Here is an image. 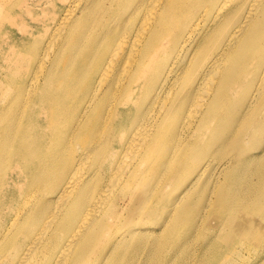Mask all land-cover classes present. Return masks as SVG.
Returning <instances> with one entry per match:
<instances>
[{"label":"bare ground","instance_id":"bare-ground-1","mask_svg":"<svg viewBox=\"0 0 264 264\" xmlns=\"http://www.w3.org/2000/svg\"><path fill=\"white\" fill-rule=\"evenodd\" d=\"M179 1L138 0L145 10L133 32H108L96 44L87 39L96 1L70 0L55 31L60 54L71 44L97 51L65 71L47 51L31 90L0 89V185L6 177L20 182L22 163L31 172L36 166L31 193L0 213L8 223L0 264H137L182 227L200 231L210 217L221 223L224 243L263 239L253 221L264 195L239 173L264 144V0L190 5L182 20L192 24L162 82L135 99L145 70L167 48ZM210 14L201 44L217 29L224 41L190 82L174 69ZM237 146L253 153L239 159ZM44 181L56 189L37 198L34 187ZM202 195H209L203 205ZM231 258L225 253L220 262Z\"/></svg>","mask_w":264,"mask_h":264},{"label":"rangeland","instance_id":"rangeland-1","mask_svg":"<svg viewBox=\"0 0 264 264\" xmlns=\"http://www.w3.org/2000/svg\"><path fill=\"white\" fill-rule=\"evenodd\" d=\"M68 1L70 0H0V89L4 85H9L13 88H21L23 93L31 90L38 62L47 51H49L48 55L52 57L53 62L59 64L58 70L60 71L72 69L74 59H83L85 54L92 55L97 51L96 47L80 49L79 44H71L67 52L60 54L62 39L57 38L58 34H55V31L58 29L60 18L68 8ZM95 1V10L87 25V29L90 31L87 39L96 44L100 43L108 32L119 35H122L126 30L133 32L145 10V7L139 6L138 0ZM216 2L217 0L209 5L211 9ZM193 4L199 6L200 0L179 1L177 6L179 15L169 24L172 30L165 36L167 48L159 54L160 59L145 70L146 81L140 84L135 99L142 98V91L147 85L158 87L162 82L166 71V62L172 58L192 24V22L183 21L182 14ZM210 16L211 14L196 31L192 42L179 59L174 69V75L182 74L185 80L192 82L198 77V64L210 59L221 48L224 38L217 39L218 29L205 43L201 44ZM130 17L132 19L128 23ZM198 47L202 48L201 51L198 55H193L194 50ZM33 111L34 109L31 110L30 115ZM54 137L57 135H50V138ZM70 145L73 147L72 141ZM83 147L82 145L76 146L77 157L81 154ZM44 148L46 150L50 146ZM35 150L38 151V148ZM253 152L257 157L242 164L239 177L241 180L259 187L260 195L258 196L260 197L264 195V144L259 150ZM253 152L242 150L239 146L234 148V153H237L239 159H243ZM87 166L93 168L95 159L91 160ZM35 167V165L32 166L31 172L28 163H22L21 169L15 170L17 173L24 172V178L20 182L14 183L8 177L3 180L0 185V213H2V209L3 211L6 209L13 197L31 193L32 186L29 181L32 179L33 171L36 170ZM9 171L7 173L11 176ZM217 172L218 170L214 177ZM34 188L37 189L34 194H38L37 198H41L40 195H49L52 190L55 191L56 186L44 181ZM208 196L202 195L201 205ZM263 203L264 199L260 205ZM7 216V219H10L12 213ZM7 225L8 223L0 221V237ZM253 229L262 236V240H258L255 233V239L232 246L231 243L223 242L221 223L210 217L200 231H197L194 225H186L180 229L178 237L170 240L167 247H159L150 252L149 256L140 257L136 261L137 264H142L144 261H147V264H221V255L227 253L232 257L230 264H264V208L260 210L259 215L254 216ZM250 249L251 253L248 252ZM243 252L245 255L243 258L235 256ZM128 263L129 261H126L124 264Z\"/></svg>","mask_w":264,"mask_h":264}]
</instances>
